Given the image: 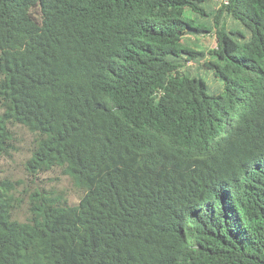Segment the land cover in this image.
<instances>
[{
    "label": "trees",
    "instance_id": "trees-1",
    "mask_svg": "<svg viewBox=\"0 0 264 264\" xmlns=\"http://www.w3.org/2000/svg\"><path fill=\"white\" fill-rule=\"evenodd\" d=\"M0 108L85 191L0 181V264H264V0H0Z\"/></svg>",
    "mask_w": 264,
    "mask_h": 264
},
{
    "label": "rangeland",
    "instance_id": "rangeland-1",
    "mask_svg": "<svg viewBox=\"0 0 264 264\" xmlns=\"http://www.w3.org/2000/svg\"><path fill=\"white\" fill-rule=\"evenodd\" d=\"M188 14L192 16L191 13ZM202 45L206 49L215 48L217 45L215 34L210 33L202 37ZM200 75L208 84L210 94H219L223 91V82L214 78L212 72L202 69ZM10 128L13 133V148L9 155L0 160V181H9L15 186L11 191L17 199L14 217L22 222L28 220L30 195L36 191L66 201L71 206L78 205L85 194L84 189L60 167L37 175L31 173L27 164L35 148L36 135L22 125H10Z\"/></svg>",
    "mask_w": 264,
    "mask_h": 264
},
{
    "label": "built area",
    "instance_id": "built-area-1",
    "mask_svg": "<svg viewBox=\"0 0 264 264\" xmlns=\"http://www.w3.org/2000/svg\"><path fill=\"white\" fill-rule=\"evenodd\" d=\"M216 3V9H220L224 5L229 4V0H215Z\"/></svg>",
    "mask_w": 264,
    "mask_h": 264
}]
</instances>
